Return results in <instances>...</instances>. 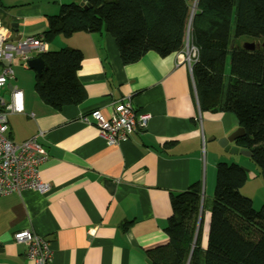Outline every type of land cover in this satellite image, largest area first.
Returning a JSON list of instances; mask_svg holds the SVG:
<instances>
[{"label":"crops","instance_id":"obj_1","mask_svg":"<svg viewBox=\"0 0 264 264\" xmlns=\"http://www.w3.org/2000/svg\"><path fill=\"white\" fill-rule=\"evenodd\" d=\"M0 2L3 15L15 24L11 36L17 40L43 34L48 17L59 14L63 4L83 0ZM63 48L84 55L77 74L85 98L54 109L42 101L28 106L23 92L24 112L8 116L15 143L42 133L39 142L49 158L41 177L51 188L45 194L31 190L0 197V264H33L27 246L14 240L25 230L48 242V264H149L150 253L170 242L172 197L197 183L204 196L213 191L216 141L236 132L238 119L230 112L200 110L191 69L196 48L166 57L148 53L130 65L122 63L115 40L105 31L66 32L48 43V51ZM127 97L138 114L151 119L143 132L110 146L97 126L82 118L92 110L109 116ZM202 210L200 244L205 249L209 221L205 205Z\"/></svg>","mask_w":264,"mask_h":264},{"label":"trees","instance_id":"obj_2","mask_svg":"<svg viewBox=\"0 0 264 264\" xmlns=\"http://www.w3.org/2000/svg\"><path fill=\"white\" fill-rule=\"evenodd\" d=\"M47 21L48 43L66 32L100 35L106 25L124 65L148 53L176 54L189 40L198 51L191 69L200 110L237 117L246 134L235 144L252 154L264 178V47L243 48L244 39L264 43V0H88L63 4ZM39 57L45 69L35 75L38 98L54 109L81 103L83 53L63 48ZM215 168L207 248L199 244L205 198L197 183L172 197L170 242L150 253L153 264H264V207L256 211L240 192L247 170L222 161Z\"/></svg>","mask_w":264,"mask_h":264},{"label":"built area","instance_id":"obj_3","mask_svg":"<svg viewBox=\"0 0 264 264\" xmlns=\"http://www.w3.org/2000/svg\"><path fill=\"white\" fill-rule=\"evenodd\" d=\"M10 20L0 15V197L10 194H21L34 191L45 194L50 190V184L41 177V167L49 158L47 150L39 142L42 133L39 132L29 139L15 143L9 136L8 116L24 112V94L17 87L8 86L16 79L15 61L29 69L30 60L48 51V43L44 35L27 36L13 40ZM9 92V101L5 102L2 91ZM33 117L34 115L31 114ZM149 114H138L130 97L120 100L114 106L109 116L102 111L92 110L88 116H83L85 124L97 126L110 146H116L136 132H143ZM95 235L96 228L88 231ZM18 244L27 246V258L33 264H48L52 260V251L48 242L30 231H20L14 235Z\"/></svg>","mask_w":264,"mask_h":264},{"label":"rangeland","instance_id":"obj_4","mask_svg":"<svg viewBox=\"0 0 264 264\" xmlns=\"http://www.w3.org/2000/svg\"><path fill=\"white\" fill-rule=\"evenodd\" d=\"M81 3V2H80ZM79 3V4H80ZM245 43H250L254 42L257 44L258 48H263L264 43L262 41H257L255 39H250V40H243ZM189 48H192L191 45H189ZM19 61H15L14 63V71H15V76L16 81L14 80V85L17 87L16 89L18 90H23L25 94V99L28 103V106L31 105L33 102H40L41 100L38 98L37 94L34 91V85H35V75L36 72L27 68H21L17 67L19 66ZM2 96L5 99V102L9 101V92L7 90L2 91ZM231 116L235 117L233 113H230ZM236 118V117H235ZM237 120V119H236ZM219 145V143H218ZM213 154V151H212ZM214 160L217 163L219 161L225 162L227 164L234 163L238 164L240 167H244L247 172H248V181L244 185V187L240 190L243 196H246L252 200V203L254 204V209L260 210L264 207V178L261 174L260 167L248 156L245 155H234V154H228L225 152V150L219 145V148H217V154L216 156L212 155ZM214 168V167H213ZM214 181H215V186L213 188V191L210 192L208 191V194H205V212L206 216L209 221V225L207 227V232H206V241L208 242V234H209V229H210V220H211V206L212 205V198L214 195L215 187H216V172L214 168ZM201 243V242H200ZM199 243V244H200ZM201 246V244H200ZM207 248V245L205 246V249Z\"/></svg>","mask_w":264,"mask_h":264},{"label":"water","instance_id":"obj_5","mask_svg":"<svg viewBox=\"0 0 264 264\" xmlns=\"http://www.w3.org/2000/svg\"><path fill=\"white\" fill-rule=\"evenodd\" d=\"M88 0H83V2L80 3L81 6H84L86 4ZM117 0H111V3H116ZM12 27L15 26V24L11 25ZM104 31H107V26H104ZM189 40L186 41L185 47L189 46ZM243 48L246 49L247 51L250 50H255L257 49V44L254 42H250V43H245L243 45ZM43 59L41 57H35L33 59L30 60L29 63V69L33 70L36 72V75H42L43 70L45 69L44 63H43ZM9 88H13V85H9ZM245 129H243L242 127L239 128L236 132H234L233 134L229 135V137L227 138H220L217 139V143H219V145L225 150L226 153L228 154H234V155H245L248 156L249 158L252 157V154L247 150V149H240L237 146H233V143H235L236 140L241 139L242 137L245 136ZM147 262L149 264H153L150 260H147Z\"/></svg>","mask_w":264,"mask_h":264},{"label":"clouds","instance_id":"obj_6","mask_svg":"<svg viewBox=\"0 0 264 264\" xmlns=\"http://www.w3.org/2000/svg\"><path fill=\"white\" fill-rule=\"evenodd\" d=\"M244 44H245V43H244ZM244 44H243V45H244ZM191 46H192V45H191ZM192 48H194V47L192 46Z\"/></svg>","mask_w":264,"mask_h":264}]
</instances>
